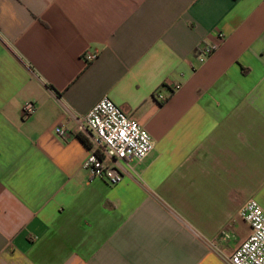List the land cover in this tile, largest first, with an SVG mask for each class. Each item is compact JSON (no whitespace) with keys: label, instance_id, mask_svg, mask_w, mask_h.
Segmentation results:
<instances>
[{"label":"crops","instance_id":"1","mask_svg":"<svg viewBox=\"0 0 264 264\" xmlns=\"http://www.w3.org/2000/svg\"><path fill=\"white\" fill-rule=\"evenodd\" d=\"M102 97L154 145L114 185L72 131ZM248 199L264 211V0H0V264H229Z\"/></svg>","mask_w":264,"mask_h":264},{"label":"built area","instance_id":"2","mask_svg":"<svg viewBox=\"0 0 264 264\" xmlns=\"http://www.w3.org/2000/svg\"><path fill=\"white\" fill-rule=\"evenodd\" d=\"M223 38L222 34L218 35ZM216 48V44L202 47L196 60L203 62ZM86 62L95 55L84 54ZM170 91L180 88L178 83H166ZM159 101L167 97L157 92ZM37 110L33 101H27L21 106V119L24 121ZM74 120L72 131L81 133L87 147V157L82 167L90 177L106 180L114 185L121 181L125 165L131 161H142L153 150L150 134L138 122L126 115L120 107L107 97L99 99L84 115L70 113ZM55 132L61 134L60 127ZM237 215L249 223L250 235L243 240L228 256L229 264H264V211L254 199H248L238 210ZM221 238H228L225 231H221Z\"/></svg>","mask_w":264,"mask_h":264},{"label":"trees","instance_id":"3","mask_svg":"<svg viewBox=\"0 0 264 264\" xmlns=\"http://www.w3.org/2000/svg\"><path fill=\"white\" fill-rule=\"evenodd\" d=\"M82 140L84 141V143H85V140L82 138Z\"/></svg>","mask_w":264,"mask_h":264}]
</instances>
